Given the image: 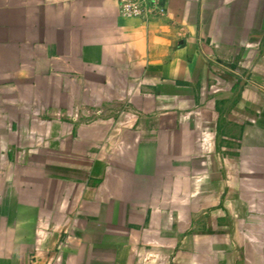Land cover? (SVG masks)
Segmentation results:
<instances>
[{
    "label": "crops",
    "instance_id": "crops-1",
    "mask_svg": "<svg viewBox=\"0 0 264 264\" xmlns=\"http://www.w3.org/2000/svg\"><path fill=\"white\" fill-rule=\"evenodd\" d=\"M233 61H264V0H0V264H264V92Z\"/></svg>",
    "mask_w": 264,
    "mask_h": 264
},
{
    "label": "rangeland",
    "instance_id": "rangeland-1",
    "mask_svg": "<svg viewBox=\"0 0 264 264\" xmlns=\"http://www.w3.org/2000/svg\"><path fill=\"white\" fill-rule=\"evenodd\" d=\"M241 63L242 62H240V61H233V64H230L229 66L224 65L225 67H223V66L220 67L221 70L218 73L221 74L220 76H223L224 72L225 73H231V72H228L226 70V68H229L230 71L234 72V73L232 72V75L235 76L236 78H239L241 76L244 77L245 85L249 84L253 87V89H255V90L259 89V90L264 92V61H247V62H244L243 64H241ZM238 92L239 91L237 90V93ZM117 115H119V114H117V113L116 114L115 113L105 114L102 109H97V110L90 112V113H87V114L77 113V114L72 115V116L66 115V114H61L60 118L62 120L71 119V121H72L71 117H73V119H75L78 122L83 121L84 123H89V122H92L94 120H98L101 118L116 117ZM230 141L232 143H235V144H240L239 141H232V140H230ZM231 148L238 149V146H232ZM226 152H228V151H226ZM147 259L148 258H146V260H144L142 262V264H164V263H162L163 259H160L157 257H150V260L148 259V261H147ZM171 264H173V262Z\"/></svg>",
    "mask_w": 264,
    "mask_h": 264
},
{
    "label": "built area",
    "instance_id": "built-area-1",
    "mask_svg": "<svg viewBox=\"0 0 264 264\" xmlns=\"http://www.w3.org/2000/svg\"><path fill=\"white\" fill-rule=\"evenodd\" d=\"M124 17L145 21L163 16L167 12V0H117Z\"/></svg>",
    "mask_w": 264,
    "mask_h": 264
}]
</instances>
